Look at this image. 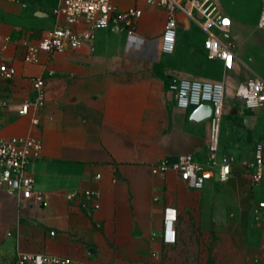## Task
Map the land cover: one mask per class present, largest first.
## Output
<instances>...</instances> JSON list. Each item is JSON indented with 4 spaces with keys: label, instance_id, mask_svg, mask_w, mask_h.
I'll use <instances>...</instances> for the list:
<instances>
[{
    "label": "crops",
    "instance_id": "obj_1",
    "mask_svg": "<svg viewBox=\"0 0 264 264\" xmlns=\"http://www.w3.org/2000/svg\"><path fill=\"white\" fill-rule=\"evenodd\" d=\"M113 1L121 9H142L135 24L145 39L142 49L127 52L128 27L115 16L96 32L93 48L41 51L37 62H27L28 46L56 23L58 0H0V35L6 38L0 66L16 68L13 79L0 78V99L9 101L0 115V138L42 140V154L27 170L49 197L46 207L20 210L0 188V264H13L18 251L108 264H264V177L254 182L250 176L256 145L264 142V107L232 111L238 85L253 74L264 79L262 0L256 6L216 0L232 20L236 61L230 70L207 58L206 31L183 12L175 15L176 48L163 53L167 8ZM38 77L45 78L44 104L21 114L22 105L35 100ZM171 77L225 84L230 123L222 127L218 156L233 160L227 180L209 167L204 188L193 189L174 170L154 171L180 155L209 159V122L193 116L197 107L178 106ZM86 189L99 190L98 210L90 212L86 196H66ZM169 219L175 242L164 238Z\"/></svg>",
    "mask_w": 264,
    "mask_h": 264
},
{
    "label": "built area",
    "instance_id": "obj_2",
    "mask_svg": "<svg viewBox=\"0 0 264 264\" xmlns=\"http://www.w3.org/2000/svg\"><path fill=\"white\" fill-rule=\"evenodd\" d=\"M158 3L168 10L165 30L159 41L163 53H172L177 44V11L183 12L189 20L199 24L207 33L203 48L210 60H222L224 68L234 67L236 54L235 39L232 32V20L219 8L216 0H147ZM142 9L128 7L121 9L113 0H58L53 8L56 23L47 29L37 44L27 48L25 61L37 62L41 51L50 54L64 53L76 50L83 45L94 46L96 32L107 27L117 16L128 27L127 52L140 50L145 45V39L136 34V21L142 16ZM227 21V23H225ZM258 27L264 29V0L258 21ZM6 38L0 35V52L5 47ZM16 68L6 63L0 66V78L13 79ZM45 78L38 77L33 81L35 100L26 102L20 109L21 114H28L32 105H43L45 100ZM170 89L174 92L177 104L182 109L197 107L203 102L213 103V113L209 118L207 148L209 159L198 162L190 154L180 155L172 162L162 161L154 166L155 172L165 173L176 171L187 186L202 189L206 183L205 171L209 167L217 168L222 180H227L232 173L233 160L228 155L218 156L222 138V122L225 114L226 86L223 82H213L180 77L170 78ZM236 112L257 110L264 107V79L253 74L249 80L240 83L236 89ZM8 99H0V115L8 106ZM38 123V118L33 120ZM2 123L0 121V130ZM43 142L37 137L0 138V188L15 199L20 210L33 206L46 207L49 204L48 194L39 189L35 178L28 173V163L42 154ZM256 160L250 173L251 179L258 182L264 177V142H259L255 148ZM96 174L95 178L100 179ZM81 195L92 201L90 212L100 208V192L95 189L70 191L68 199H79ZM84 206H87L84 204ZM264 207V202L259 204ZM165 241L175 242L176 230L173 220H167L165 226ZM13 264H108L88 259L75 258L68 255L47 252L18 251Z\"/></svg>",
    "mask_w": 264,
    "mask_h": 264
},
{
    "label": "water",
    "instance_id": "obj_3",
    "mask_svg": "<svg viewBox=\"0 0 264 264\" xmlns=\"http://www.w3.org/2000/svg\"><path fill=\"white\" fill-rule=\"evenodd\" d=\"M236 112V111H235ZM213 103L206 101L197 106L193 116H197L201 121H207L212 116Z\"/></svg>",
    "mask_w": 264,
    "mask_h": 264
},
{
    "label": "rangeland",
    "instance_id": "obj_4",
    "mask_svg": "<svg viewBox=\"0 0 264 264\" xmlns=\"http://www.w3.org/2000/svg\"><path fill=\"white\" fill-rule=\"evenodd\" d=\"M249 3H250V6L252 5V4H254L255 6H256V4H257V0H247ZM217 73H219L218 71H217ZM226 99H227V97H226V94H225V102H226ZM230 99V98H229ZM237 100V99H236ZM237 104V103H236ZM236 109V106L232 109V111L234 112V110ZM246 111V113H250V111H252V110H245ZM254 111V110H253ZM237 115V114H236ZM232 116H234V115H231V117L230 118H232ZM228 123H230L229 121H227V119H226V115L224 114V116H223V122H222V127H224L226 124H228ZM1 248H3V247H0V249ZM9 258H3V260L5 261V260H8Z\"/></svg>",
    "mask_w": 264,
    "mask_h": 264
},
{
    "label": "snow or ice",
    "instance_id": "obj_5",
    "mask_svg": "<svg viewBox=\"0 0 264 264\" xmlns=\"http://www.w3.org/2000/svg\"><path fill=\"white\" fill-rule=\"evenodd\" d=\"M225 23H227V21H225Z\"/></svg>",
    "mask_w": 264,
    "mask_h": 264
}]
</instances>
